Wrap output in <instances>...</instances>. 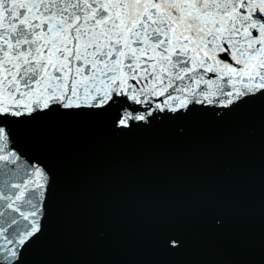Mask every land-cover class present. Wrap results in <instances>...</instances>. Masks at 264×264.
<instances>
[{"label": "snow or ice", "instance_id": "obj_1", "mask_svg": "<svg viewBox=\"0 0 264 264\" xmlns=\"http://www.w3.org/2000/svg\"><path fill=\"white\" fill-rule=\"evenodd\" d=\"M261 99L264 0H0V264L43 231L52 184L20 126L88 112L124 132Z\"/></svg>", "mask_w": 264, "mask_h": 264}, {"label": "water", "instance_id": "obj_2", "mask_svg": "<svg viewBox=\"0 0 264 264\" xmlns=\"http://www.w3.org/2000/svg\"><path fill=\"white\" fill-rule=\"evenodd\" d=\"M19 138L52 177L20 264H264V99L124 132L52 111Z\"/></svg>", "mask_w": 264, "mask_h": 264}]
</instances>
